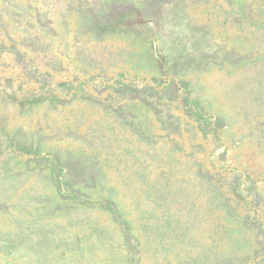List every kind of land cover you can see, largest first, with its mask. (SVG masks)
<instances>
[{"label":"rangeland","instance_id":"obj_1","mask_svg":"<svg viewBox=\"0 0 264 264\" xmlns=\"http://www.w3.org/2000/svg\"><path fill=\"white\" fill-rule=\"evenodd\" d=\"M0 264H264V0H0Z\"/></svg>","mask_w":264,"mask_h":264}]
</instances>
